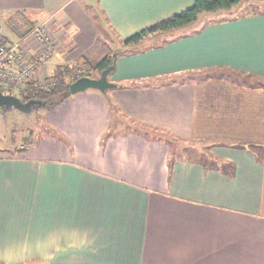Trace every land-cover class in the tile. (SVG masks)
I'll list each match as a JSON object with an SVG mask.
<instances>
[{
  "label": "crops",
  "instance_id": "crops-1",
  "mask_svg": "<svg viewBox=\"0 0 264 264\" xmlns=\"http://www.w3.org/2000/svg\"><path fill=\"white\" fill-rule=\"evenodd\" d=\"M193 2L0 0V19L32 13L43 17L31 28L53 32L55 55L32 81L122 51L116 88L49 110L57 139L0 156V264H264L259 102L234 99L227 82L228 94H208L214 73L181 79H264V14L148 34L125 52L126 38Z\"/></svg>",
  "mask_w": 264,
  "mask_h": 264
},
{
  "label": "rangeland",
  "instance_id": "rangeland-1",
  "mask_svg": "<svg viewBox=\"0 0 264 264\" xmlns=\"http://www.w3.org/2000/svg\"><path fill=\"white\" fill-rule=\"evenodd\" d=\"M203 14H201V16ZM250 14H264V0H241L237 5L233 6L231 9L224 10L223 13L206 15L202 19L199 16L196 20L195 27H198L204 23L216 22L233 16H244ZM15 17L17 19L19 18L18 21H16L17 20L16 18H11L8 20L5 18H1L0 27L3 33H8L10 36L14 37L15 39H18L19 35H21L26 29L31 27L33 23L41 20L43 16L29 13L25 18H23V16H15ZM51 33L53 32L51 31ZM52 39L55 41V38ZM143 41L144 43L146 42V40ZM114 52L116 51H113L112 54ZM81 62H83V59L81 60ZM76 66L77 65L72 66L73 71L81 68ZM209 73H214L213 75H211L212 78L214 79L213 81L214 83L213 86H211V88L209 86L207 87L208 94H211L212 96L215 97H219L221 92H223V95L228 94V90L225 88L223 82H227L228 84L232 83L234 84L235 88L234 90L230 91L229 95L234 99L241 100L243 102H247L253 98L255 100H258L259 102L258 111L261 114V117H264V79H259L251 75L247 76L246 74L235 73L228 70H218L213 72H207V71L195 72V73L187 74L186 76H182L181 79L183 80L189 79L191 81L201 82L203 81V79L206 78V74ZM95 74H96L95 71L92 72V75ZM221 76H223V79H225L226 81L220 78ZM45 79L41 80V82L38 83L44 84ZM68 79H70L69 76ZM201 84H203V82H201ZM97 91L98 90L96 89H86L84 91H80L74 94L77 95L85 92H97ZM110 91L111 89L107 90V92ZM97 93L102 95L100 91H98ZM198 93L202 94V90H200ZM74 94L70 95L62 102H65L66 100L71 98V96H73ZM106 95L107 93L103 94V96ZM62 102L55 105L54 108L56 109L57 106L60 105ZM115 109H116L115 106L111 105L110 110L114 111ZM48 113H49V109L40 105H33L30 111L28 112L20 111L15 107L0 108V156L8 154L11 149H14L15 146H18L23 142H25L28 145H36L43 143L44 140H47L49 138L53 140L57 139L56 138L57 136H54L53 134L54 131H51V128L49 126L52 123L48 117ZM227 118L228 117H226L225 119ZM218 121H220V118ZM215 122L216 120L213 119L212 124ZM235 127L231 126V129L226 130V133L228 134V132L232 133L234 131H237V128ZM31 134L32 137L29 138ZM216 137L217 136L215 135H210L208 137V140L214 141L216 140L215 139ZM200 141L203 142L204 138Z\"/></svg>",
  "mask_w": 264,
  "mask_h": 264
},
{
  "label": "trees",
  "instance_id": "trees-1",
  "mask_svg": "<svg viewBox=\"0 0 264 264\" xmlns=\"http://www.w3.org/2000/svg\"><path fill=\"white\" fill-rule=\"evenodd\" d=\"M240 1L241 0H194L191 6L181 12H178L126 38L124 44L129 46V49L125 50V52H135L137 50L135 46L139 45L144 36L148 34L166 32L192 25L202 13L215 14L220 11L223 12L224 10L231 9ZM210 23L213 22H209L208 24ZM32 28H28L23 35L28 33ZM98 39L100 40V34ZM113 51L118 52V54L122 52L119 50H112V52ZM112 52L107 54L103 59L94 65L83 60V65H85L88 70L87 75L91 77H99L100 73L113 63ZM71 71L72 67L61 66L58 68L57 72L53 74V76H49L45 79L43 86H40L36 81H29L26 90L16 96H18L22 102L31 101L34 105L44 106L49 110L53 109L55 105L71 95L69 92V84L77 79H68ZM94 71L96 74L92 75V72Z\"/></svg>",
  "mask_w": 264,
  "mask_h": 264
},
{
  "label": "built area",
  "instance_id": "built-area-1",
  "mask_svg": "<svg viewBox=\"0 0 264 264\" xmlns=\"http://www.w3.org/2000/svg\"><path fill=\"white\" fill-rule=\"evenodd\" d=\"M0 38H3L0 28ZM46 23L33 27L21 39H0V92L17 95L26 90L35 73L54 57L56 44ZM32 40L34 50L29 52L26 44ZM85 65L71 71L70 79L88 76ZM43 86V83L39 84Z\"/></svg>",
  "mask_w": 264,
  "mask_h": 264
},
{
  "label": "water",
  "instance_id": "water-1",
  "mask_svg": "<svg viewBox=\"0 0 264 264\" xmlns=\"http://www.w3.org/2000/svg\"><path fill=\"white\" fill-rule=\"evenodd\" d=\"M113 63L103 70L99 77L82 76L69 84V92L71 94L84 91L86 89H96L102 94H106L107 90L114 89L117 84L110 82L108 76L115 69V62L118 56V52H114ZM33 102H22L18 96L13 94H3L0 92V107H15L20 111L28 112L33 106Z\"/></svg>",
  "mask_w": 264,
  "mask_h": 264
}]
</instances>
